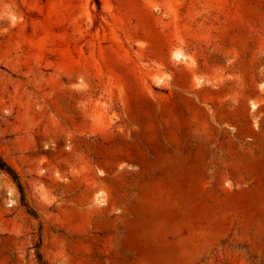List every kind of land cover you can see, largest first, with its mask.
<instances>
[{"label": "rangeland", "instance_id": "obj_1", "mask_svg": "<svg viewBox=\"0 0 264 264\" xmlns=\"http://www.w3.org/2000/svg\"><path fill=\"white\" fill-rule=\"evenodd\" d=\"M0 0V264H264V0Z\"/></svg>", "mask_w": 264, "mask_h": 264}, {"label": "trees", "instance_id": "obj_2", "mask_svg": "<svg viewBox=\"0 0 264 264\" xmlns=\"http://www.w3.org/2000/svg\"><path fill=\"white\" fill-rule=\"evenodd\" d=\"M93 2L96 4L97 10L98 12H101V4H100V0H93ZM0 171L4 172L5 174H7L12 180L13 182L16 184L17 189L20 193L21 196V202L22 205L26 208V211L32 215H35V212L32 208H30L25 200V193H24V188L23 185L19 179V176L17 174V172L14 170V168L8 164L5 160H3L0 157ZM35 251H36V259L38 261L39 264H47L44 260L43 257L39 251V243H37V245H35Z\"/></svg>", "mask_w": 264, "mask_h": 264}]
</instances>
